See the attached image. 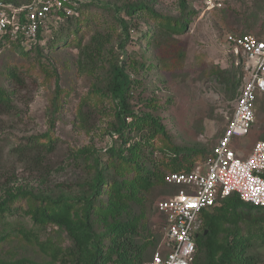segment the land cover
Masks as SVG:
<instances>
[{"label": "rangeland", "instance_id": "rangeland-1", "mask_svg": "<svg viewBox=\"0 0 264 264\" xmlns=\"http://www.w3.org/2000/svg\"><path fill=\"white\" fill-rule=\"evenodd\" d=\"M0 1L24 4L28 0ZM79 1H84L79 19L59 24L60 18L52 17L41 39L27 52L0 40V90L5 97L0 104V200L7 199L10 205V211L0 217V264H73L66 231L32 222L30 212L38 203L28 193L77 195L92 177L95 158L107 167L108 181L94 202V229L103 234L110 225H133L134 244L143 247L139 264L148 261L164 239L165 217L156 204L173 192L161 177L203 167L232 114L245 74L244 58L225 43V36H264V0H220L221 8L209 11L201 0H183L185 13L181 0ZM141 1L161 21L185 17L186 31L165 34L159 20L146 12L130 18L123 10H114ZM118 19L130 29L123 49ZM93 37L106 44V51L95 57L97 66L85 72L79 65L80 51ZM114 62L129 77L131 110L150 114L164 127L163 133L153 136L131 125L125 138H130L129 145L138 142L139 153L132 150L130 157L123 153L122 159L105 152L111 145L123 149L112 130L113 103L102 94L108 65ZM257 140H264V97L257 100L255 121L243 141L245 151ZM35 142L52 147L38 146V162H34ZM137 166L155 175L147 191ZM113 182L121 185L117 194L110 187ZM73 212L74 217L81 216L83 209L78 205ZM218 212L225 218L221 241L236 234L252 237L250 252L256 264H264V245L254 240L264 232V211L228 206ZM100 240L106 257L100 264H122L117 258L121 250L110 237L101 235ZM134 252L130 250L131 255Z\"/></svg>", "mask_w": 264, "mask_h": 264}, {"label": "built area", "instance_id": "built-area-1", "mask_svg": "<svg viewBox=\"0 0 264 264\" xmlns=\"http://www.w3.org/2000/svg\"><path fill=\"white\" fill-rule=\"evenodd\" d=\"M78 0H31L28 5H0V36L8 34L28 47L58 11L74 13ZM205 10L221 8L220 0H201ZM225 43L243 55L244 78L226 127L203 167L169 172L164 183L174 191L156 204L165 217L163 242L144 264H193L196 238L203 231L202 212L236 195L245 203L264 207V140L245 151L255 121L256 102L264 97V36L227 34Z\"/></svg>", "mask_w": 264, "mask_h": 264}, {"label": "trees", "instance_id": "trees-1", "mask_svg": "<svg viewBox=\"0 0 264 264\" xmlns=\"http://www.w3.org/2000/svg\"><path fill=\"white\" fill-rule=\"evenodd\" d=\"M13 2V1H11ZM31 0L26 3H7L0 1L1 4H10L15 7L28 5ZM84 1H79L74 6V13L72 15H66L63 11H58L56 14L59 16V24L63 21L77 20L81 16L82 5ZM181 0L180 6L182 13L186 12L185 5ZM118 11L123 10L128 17H133L138 11L146 12L155 19L159 20V28L163 33L170 35L183 34L188 26V21L183 17L180 21L172 22L171 19H164L161 21V16L154 12L148 3H126L120 7L115 8ZM118 28L122 39L120 40V49H123L126 42L130 39V29L127 23L118 19ZM37 41L41 39V30L38 33ZM2 42H10L16 48L21 49L23 52H27L29 49L20 44L19 40H11L8 34L0 36ZM37 43V42H36ZM34 43L32 46L36 45ZM106 51V44L102 43L98 38H92L87 45L80 51V67H83L85 72L93 70L97 66L95 57H102ZM93 68V69H92ZM84 72V71H83ZM109 77L105 85V89L102 94L109 98L113 103V119L114 124L112 130L117 138L121 140L123 149L115 150L111 145L105 151L108 156L115 157V155L122 159L123 153H126L129 157L132 155V150L139 153L137 148L139 145L136 143L130 144V138H125V134L129 135L131 131V125L133 129H137L141 126L140 132L143 130L150 131L154 136L155 134H161L164 132V127L159 123L156 118H153L150 114H140L131 110L128 102L129 93V77L124 73L122 65L118 62L109 63L108 65ZM235 89V88H234ZM5 99L3 91L0 90V104ZM257 103V102H256ZM52 116V114H51ZM127 119H130L127 122ZM84 120V119H83ZM135 125V126H134ZM140 129V128H139ZM144 133L141 134V139L144 137ZM37 143V144H36ZM36 146L34 151L36 152V159L34 162L39 161L38 146L41 149H51V143L43 145L35 142ZM49 146V147H46ZM182 151L176 149V152ZM82 160H85V155L80 156ZM124 158V157H123ZM93 173L90 180H87L83 185L80 192L75 196L64 195H51L50 193L33 194L28 193L38 203L36 207L30 212V218L34 224L47 225L54 224L64 229L72 241V247L68 251L70 260L73 264H100L106 260L103 254V249L100 246L101 235H107L110 237L112 244L116 246L120 253H117V258L120 263L127 264L131 261L139 264L141 262L140 254L143 252V247L136 246L134 244L135 228L128 223H120L116 225H110L103 234H99L94 229L91 223V215L94 210V202L97 200L104 191V187L107 184L105 176L107 167L102 166L99 159L95 158L93 162ZM139 170L138 176L142 179L144 190H148L151 186L155 175L143 168L137 166ZM180 170H174L171 172H179ZM161 183L174 191L170 186L164 183V176L161 177ZM113 193L117 194L120 191V186L113 182ZM81 206L83 213L81 216L74 217V207ZM218 206V205H217ZM213 207L210 211L202 212L203 231L196 238V254L193 264H232L233 260L237 264H256L255 255L250 252V238L249 236L243 237L232 235L229 240L221 241L220 235L224 232V215L218 211H223L226 207L231 206L237 209H245L247 211H255L262 213L264 207H256L251 204L245 203L236 195H231L228 198L222 200L219 203V208ZM120 208V206L118 207ZM118 208H115L117 210ZM217 208V209H216ZM217 210V213L215 212ZM10 211L9 201L7 199L0 200V217L4 216ZM256 241H259L261 245H264V232L254 237ZM135 249V252L131 255L130 250Z\"/></svg>", "mask_w": 264, "mask_h": 264}]
</instances>
